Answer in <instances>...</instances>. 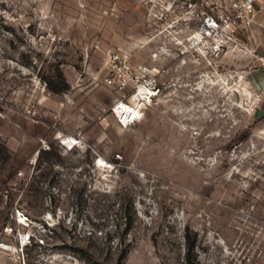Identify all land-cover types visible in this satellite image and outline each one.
Listing matches in <instances>:
<instances>
[{"label":"rangeland","instance_id":"rangeland-1","mask_svg":"<svg viewBox=\"0 0 264 264\" xmlns=\"http://www.w3.org/2000/svg\"><path fill=\"white\" fill-rule=\"evenodd\" d=\"M152 29L139 0H0V242H15L6 225L27 230L30 262L264 264V118L226 78L163 60L160 99L118 123L96 44L150 63ZM59 130L82 146L62 148Z\"/></svg>","mask_w":264,"mask_h":264},{"label":"built area","instance_id":"built-area-1","mask_svg":"<svg viewBox=\"0 0 264 264\" xmlns=\"http://www.w3.org/2000/svg\"><path fill=\"white\" fill-rule=\"evenodd\" d=\"M144 10V19L153 29L147 34L148 40L155 47L150 52V63H136L133 52L124 46L103 47L99 43L96 48L104 56V83L118 94L112 110L123 127H130L141 122L148 109L163 94L164 73L172 68L161 62L180 59L178 68L185 67L190 61L202 65L207 64L219 74L217 79L229 86L232 92L241 95V101L249 109L255 110L261 103V94L253 100L247 99L244 84L247 71H231L232 74L222 76L220 68L227 57L234 60L251 56L253 50L245 41L249 30L256 23L263 8L256 6V0H139ZM116 6L105 10L113 14ZM233 82L230 83V81ZM264 95V90L263 94ZM55 139L67 151L80 148L83 136L80 132L66 133L58 131ZM42 149L49 150L50 144L41 139ZM120 157V155H118ZM36 165L37 159L31 160ZM20 225L29 226V217L22 211L17 213ZM4 233L13 236L15 242H0V251L16 254L14 264H36L28 260L26 247L32 244L34 235L19 227L6 225ZM0 264H4L0 260Z\"/></svg>","mask_w":264,"mask_h":264},{"label":"crops","instance_id":"crops-1","mask_svg":"<svg viewBox=\"0 0 264 264\" xmlns=\"http://www.w3.org/2000/svg\"><path fill=\"white\" fill-rule=\"evenodd\" d=\"M256 6L263 8V11L258 15L256 23L249 30V35L245 36V41L253 50V54L247 57V99L253 100L261 94V103L255 110V115L259 118H264V0H256Z\"/></svg>","mask_w":264,"mask_h":264},{"label":"bare ground","instance_id":"bare-ground-1","mask_svg":"<svg viewBox=\"0 0 264 264\" xmlns=\"http://www.w3.org/2000/svg\"><path fill=\"white\" fill-rule=\"evenodd\" d=\"M101 161H104L103 159Z\"/></svg>","mask_w":264,"mask_h":264}]
</instances>
